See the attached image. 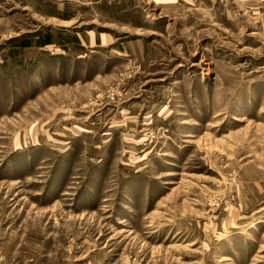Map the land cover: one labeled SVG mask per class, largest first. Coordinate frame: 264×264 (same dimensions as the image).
Listing matches in <instances>:
<instances>
[{"label":"rangeland","instance_id":"374dc122","mask_svg":"<svg viewBox=\"0 0 264 264\" xmlns=\"http://www.w3.org/2000/svg\"><path fill=\"white\" fill-rule=\"evenodd\" d=\"M0 264H264V0H0Z\"/></svg>","mask_w":264,"mask_h":264}]
</instances>
